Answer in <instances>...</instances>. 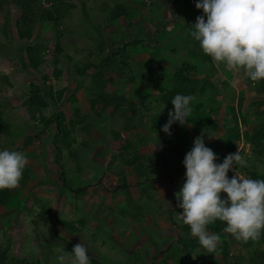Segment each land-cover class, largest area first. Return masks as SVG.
<instances>
[{
	"label": "rangeland",
	"instance_id": "obj_1",
	"mask_svg": "<svg viewBox=\"0 0 264 264\" xmlns=\"http://www.w3.org/2000/svg\"><path fill=\"white\" fill-rule=\"evenodd\" d=\"M68 2L73 9L69 11L64 20L57 24L43 22L36 24L32 43L43 45L45 51L43 54L44 64L38 71H33L25 67L26 57L23 45L26 42L19 41L17 38L15 21L18 18V12L12 4V0H0V118L10 125L9 131L0 137V149H5L4 143H6V139H9L13 141L12 150L21 152L25 150L24 147H20L24 146V140L37 133V128L41 124L40 117L36 115L35 119L30 118L23 105L24 96L27 97L24 94H29V84L40 85L42 76H47L46 85L51 86L53 91L63 89L64 94L60 103L49 102L48 108L42 113L45 118L51 119L52 116H56L60 112L65 115H63L64 123L67 124L69 119H76L74 111L76 107L79 108L81 116H84V113L88 114V118L82 120L81 123H83V127L92 126L89 129L90 135L84 134L83 131L75 135L77 140L75 149L81 151V164L90 162L89 156L90 159L96 157V161L102 163L105 151H109V154H112L113 150L119 152L118 147L124 143L125 139L136 144L141 157L153 160L161 151V147L157 143V135L153 131H149L151 121L149 119L154 112L159 113L160 110L156 108L158 94L147 88L146 84V88L143 87V84L146 83L142 79L147 68L145 62L151 57L152 60L147 62L148 65L153 64L156 60L154 56L159 54L157 55L160 58L159 64L162 63L164 70L169 72H172L175 64H182L185 61L192 63L194 59L190 53H185V49L189 48V30L195 24L196 17L203 15V12L200 13L195 7L196 0L192 2L186 0H68ZM42 5L49 6L46 2ZM116 6L125 8L128 13L117 19H112L110 12ZM187 22L191 24L184 27ZM138 39L143 41V45L147 47L146 52L136 50V47L129 45L125 50V55L128 57H123L118 53L119 48H122L125 43ZM56 45L60 48L59 53L55 51ZM161 54L165 56L163 57ZM55 59L58 62L56 65L54 64ZM107 60H111L109 67L105 64ZM124 63H126V67L123 66ZM198 64L206 66L205 63L199 62ZM87 65H90V69L86 71L85 76H80L78 71ZM200 65H197L195 75L205 76L210 67L203 69ZM214 67L215 73L211 77L212 82L217 85L225 82L228 86L233 87L237 96L239 93L242 94L243 102L240 108L236 106L235 115L238 119L244 116L249 123L247 126H238V130L243 133L248 129L251 132V128L257 123L252 113V104L262 97H256L252 89L246 88L243 71L227 70L223 65L217 66L215 63ZM54 71L60 72L58 78L54 76ZM99 71L103 73L105 79L111 78L110 85L106 89L108 94H117L116 97L125 96V102L113 114L109 109L107 114L104 112L100 116L95 115L94 111L90 112V105L88 107L86 103L91 98L89 91L94 92V88H86L92 82L91 76ZM224 88L220 87L218 93L214 94L213 105L215 108L219 107L218 119L214 131L212 128L204 129L205 144L224 139L222 124L233 123L226 114L228 102L231 101L230 92H226ZM141 89L149 92L150 95L143 99ZM81 91L85 93L83 94ZM75 92H79L80 103L74 104L73 100H70ZM221 95L223 96L220 97ZM82 96L84 98L81 100ZM235 100L237 101V99ZM236 101L235 105L239 103ZM129 102L133 103V106H130ZM226 116L228 121H226ZM50 125L52 126L47 131V134H50L48 136L41 135L39 138V140L43 138L45 140L42 145L41 142L35 140L31 144L32 147L26 148L29 152L33 149L35 152H40L38 153L40 157L32 158L31 162L33 161V166L38 171L40 170L39 175L48 173L49 180L42 183V191L38 186L28 188V193L34 199H29V194L24 191L25 195L19 193L22 201L18 206L15 201L10 202L14 204V206L11 205L12 209L10 206L6 209L1 208L0 255L6 250L8 257L30 256L35 261H41L42 247L47 242L50 232L49 226L42 220L41 209L37 202L44 201L49 220L71 223L74 229L71 231L57 223L56 232L73 246L80 242L84 244L88 249V255L102 263L158 264L164 261L165 264H173L172 259L166 260L165 258L168 248L178 252L176 241L180 236L185 237V234L181 233L184 223L177 214V211L181 209L177 207L175 196L184 182L178 180L170 169L165 170L160 167L153 169L149 174V177H152L149 183L154 181V184H150L149 188L145 186L143 189L146 192L143 193V189L140 191V194L143 195L148 192L153 194L151 200L143 201L142 199L146 197L141 195L140 204L135 202L139 206H135L120 194L115 195L112 199L107 194V205L98 207L99 214L104 216L103 222L96 226L78 223L77 221L82 215L79 212L78 214L74 213L75 209L71 200L66 198L69 194L71 196L70 191H74L72 193L74 197L75 195H87L88 198L95 199L94 194L103 188L100 185L95 186L94 182L97 184L102 182L107 186V189L111 190L115 188V182L118 184L119 180L117 181L113 169L106 172L105 168L101 169L99 166L100 170L97 171L98 166H95V161H91L95 167L79 169L75 174H71L72 169L68 163H61L59 167L65 171L66 177L64 182L59 181V167L51 161L55 154L52 153L53 148L50 146V141L53 139L55 127L53 123ZM185 128L188 130L189 125H185ZM112 129L123 132L121 138L117 140L115 136L112 137L110 133ZM128 130L133 131L126 135L125 132ZM112 140L114 141L112 142ZM83 141L88 143V148L81 144ZM100 147L103 148L100 149ZM181 149L184 159L190 148L186 143H182ZM250 154L249 151L247 156L252 157ZM123 158L125 155L120 156L121 160ZM167 162L175 163V155L168 156ZM255 162L257 163V161ZM42 163L45 166L43 169ZM124 166L126 167V164H123ZM179 167L186 172L183 163ZM256 167L258 171H264V166L257 163ZM33 180L35 179L33 178ZM142 185L141 183L140 187ZM166 187H169L168 192H165ZM131 190L133 198H135L134 189ZM109 192L107 190V193ZM46 194L51 199H46L44 197ZM64 195L65 198H63ZM20 205L21 207H19ZM12 212L15 217L13 221L11 218H7ZM2 218L7 219V224H4ZM85 218L88 219V217ZM229 235L226 231L222 235V240L227 242L230 258L228 261L232 263L234 257L242 256L243 263L247 264L249 253L244 243L234 242ZM257 241L258 239L252 240V248L258 247ZM56 250L51 255L49 264H56ZM249 252L251 251L249 250ZM211 254L219 261L218 248L213 253H208L207 249L196 248L188 262L197 260L196 264H206ZM177 255L180 257L182 254L178 252ZM218 263L222 264L221 261Z\"/></svg>",
	"mask_w": 264,
	"mask_h": 264
},
{
	"label": "trees",
	"instance_id": "obj_2",
	"mask_svg": "<svg viewBox=\"0 0 264 264\" xmlns=\"http://www.w3.org/2000/svg\"><path fill=\"white\" fill-rule=\"evenodd\" d=\"M186 1L192 2L193 0ZM44 2L48 3L49 6H43L42 4ZM12 4L18 12V18L15 21L17 38L19 41L26 42L23 45V50L26 57V65L24 62L23 65H25L27 69L38 71V69L44 64L43 54L45 50L43 45H36L35 43H32V35L36 24L39 22L57 24L59 21L65 19L66 15L69 14V11L73 9V7L68 2V0H12ZM201 11L202 10H199L200 13ZM126 13L128 12L125 8L116 6L113 10H111L110 16L112 19H117ZM187 24L190 25L189 22H187ZM190 32L191 30H189L188 35L189 43L191 45L189 53L194 59L192 63L185 61L182 64H175L172 72H169L164 70L162 63L159 64L158 60L160 58L157 56L153 55L154 58H156L153 64L148 65L147 62L152 60L151 57L145 62L147 68L142 79L146 83L143 84V87H147L158 94L156 108L160 110V112H154L150 119V123L151 129L158 137L157 143L161 147V151L156 155L155 158H153V160L147 161L149 164V169H146V167H143L141 163L134 164L139 159L143 158L141 156H137V154L134 155L137 150L136 144L131 143L130 140L125 141L121 147V155H125V159L128 157L127 155L132 157L125 161L127 164L133 166L131 168L133 169V175L136 181L135 183L141 184L142 180L145 182H150L149 180H151L152 177H149V174L153 171V169L159 167L165 170L170 169L172 174L175 175L178 180H182L184 182L185 171L183 168L179 167L183 161L181 144L186 143L191 149L194 139L197 136H202L204 138V129L208 130L212 128L213 131L216 129V121L218 119L217 111L219 107H214L213 99H215L214 94L218 93V89H220V87H225L224 89H226V92H230L231 101L228 102V112H226V114L230 117L233 123L229 122V124H227L226 122L222 124L224 129L222 131H224L225 135L224 139L215 140L205 145L211 148L217 154L218 159L216 162L221 163L228 154L234 152L236 149V142H238L242 137L245 142L250 144V155H252V157L245 158V163L240 166L237 165V170L243 171L245 173V177L252 179H264V171L260 172L256 167L257 163L261 166H264V80L253 82L245 75L244 84L246 88L249 90L252 89L256 97L261 96L262 98L252 104V113L257 119V123L253 126V128H251V132L245 131L243 134H240L238 130L239 123H242L245 126L249 123L244 116L238 119L235 115L236 106L240 108L242 105V94L239 93L237 96L233 87L228 86V84L225 82L217 85L211 81V77L215 73L214 62L209 56L202 52L198 42L194 40ZM129 45L136 47V50L139 51L141 50L146 52L147 49V47L143 45V41L138 39L134 42L125 43L122 48H119L118 53L122 54L123 57H128L125 55V50ZM138 46H141L142 48ZM55 51L56 53L60 52L59 46L56 45ZM199 62L205 63L206 66L203 67L202 64H198ZM57 63V59H55L54 64L56 65ZM110 63L111 60H107V63L105 64L109 67ZM125 64L126 63L123 64L124 67L127 66ZM196 64L200 65L203 69L210 67L205 76L195 75L197 68ZM139 65L142 66L143 64ZM153 65L156 66L152 67ZM88 69H90V65L83 66V68L78 71L79 75L85 76V73ZM59 74L60 72L54 71V76L56 78L59 77ZM91 79L94 86V94L90 100V108L92 111H94L97 115H101V113L111 109L110 113L113 114L114 111L121 108L122 103L125 102V96L122 97L119 95V97H116L118 96L117 94L110 95L106 91V84L111 82L110 77L105 79L103 73L99 71L92 75ZM47 81L48 77L42 76V82L40 85L33 83L29 84L30 91L28 98L23 102V105L26 111L29 113L31 119H35V116L39 115V120L45 123V125L54 123L56 129V135L54 136L55 151L57 155H61L62 147L70 150L69 148L71 146L68 142L69 132L68 128L65 126L66 124L64 123V116L62 113H58L56 116L54 115L51 117V119H49L45 118L42 113L48 108L50 101L54 103H60L62 101L64 90L62 89L59 91H53L51 86L48 84L46 85ZM140 91H143L141 92L143 99L150 95V93H147L144 89H141ZM178 93L185 95L191 94L195 97V101L192 105L193 110L190 117L191 121L189 124H187L189 125L188 130H186L185 125L181 126L179 123L173 124L170 129L171 135H169L162 131V126L169 119L168 113L174 108L171 100ZM222 96L223 95L220 97ZM203 97H205L204 100H201ZM235 99H237L239 102L236 105ZM129 104L130 106H133V103L129 102ZM227 118L228 117L226 116V121H228ZM74 125L75 122L71 121V126L73 127ZM9 129L10 125L5 123L0 118V137L1 135L7 133ZM35 138V136H28L24 140V146L30 145L32 140ZM115 138H118V135H116ZM128 150H131L134 153L130 151L128 152ZM240 154L241 156H247L243 151H241ZM170 155H175V163L167 162L168 156ZM255 161H257V163ZM31 175V169L29 167H25L23 179L20 182L21 185H26L29 182ZM58 177L62 182H64L66 177L65 171L60 169V167ZM123 187H126V185H123ZM17 190L18 188L11 190H0V207L4 206L9 201V199L16 194ZM144 192H146L145 189H143V193ZM221 196H226V194L221 193ZM40 213L42 220L44 223H47L50 228L48 240L42 247L43 257L41 261H35L30 256L24 258L8 257L6 255V250H4L0 255V264H49L50 257L53 255L55 249L65 248V250L68 252L72 251L73 245L56 232L55 226L57 223H59L71 231L74 230L73 226L69 223H65L64 221L56 222L49 220L47 217V211L45 209H42ZM225 227L226 224L219 220L208 225V231L210 233L219 235L221 238L219 242L220 244L218 246V254L220 255L219 261H221L222 264H244L242 256L234 257L232 263L228 261L230 258L228 256L229 252L227 248V242L222 240ZM182 229L185 237L181 236L176 241L178 247L177 251L182 255L178 257V252L168 248L165 259H172L174 261L173 264H196L197 260L190 263L188 262L191 258V254L196 248H205L199 244L197 238L191 235L188 225L184 224ZM229 237L234 242L239 244L244 243V246L247 248V252L249 253V259L246 262L247 264H264V232L261 233V236L257 241L258 247L256 248H252V240L242 242L237 241L231 234ZM249 250L251 252H249ZM90 258L91 264H105L96 258ZM219 261H217L213 254H211L206 264H219ZM158 264H165V262H159Z\"/></svg>",
	"mask_w": 264,
	"mask_h": 264
},
{
	"label": "clouds",
	"instance_id": "obj_3",
	"mask_svg": "<svg viewBox=\"0 0 264 264\" xmlns=\"http://www.w3.org/2000/svg\"><path fill=\"white\" fill-rule=\"evenodd\" d=\"M195 7L203 15L196 17L190 34L202 52L217 66L243 71L253 82L264 80V0H196ZM194 101L191 94H176L162 131L171 135L173 124H189ZM245 158L238 151L217 163V154L197 136L182 161L186 172L175 193L177 207L182 209L180 217L191 235L208 253L217 250L221 239L208 231V225L217 220L226 224L225 231L237 241L257 240L264 232V179L235 171ZM27 163L25 154L0 149V190L19 187ZM230 171H235L231 178ZM56 252V264H91L88 249L81 242L71 252L65 248Z\"/></svg>",
	"mask_w": 264,
	"mask_h": 264
},
{
	"label": "crops",
	"instance_id": "obj_4",
	"mask_svg": "<svg viewBox=\"0 0 264 264\" xmlns=\"http://www.w3.org/2000/svg\"><path fill=\"white\" fill-rule=\"evenodd\" d=\"M194 1V0H193ZM184 3V2H183ZM185 4V3H184ZM187 4V3H186ZM189 6V5H188ZM189 8V7H188ZM197 12V11H196ZM190 23V22H189ZM186 24L187 23H185V26H186ZM191 24V23H190ZM184 25V24H183ZM184 26V27H185ZM188 49H185V53L186 54H188L189 53V50L191 49V45H190V43L188 44ZM157 55H159V54H157ZM156 55V56H157ZM162 55V54H161ZM163 57L165 56V55H162ZM160 60V59H159ZM158 60V61H159ZM110 83V82H109ZM109 83H107L106 85V89L108 88V86L110 85ZM90 87L91 88H94V86H93V83L92 82H90L89 84H88V86H87V88L86 89H90ZM81 90V89H80ZM82 92V91H81ZM90 92V97L92 98V96H93V92L92 91H89ZM83 93V92H82ZM85 93V92H84ZM83 93V94H84ZM79 94V92H75V94H73V96H71L72 98H71V100H73V103L74 104H76V103H80V96L78 95ZM24 95H26L27 97H25L24 96V98H25V100L28 98V94H24ZM84 98V96H82V98H81V100ZM91 98L89 99V101L88 102H86L87 103V105H88V107H89V105H90V100H91ZM86 100H87V98H86ZM74 111H75V115H76V119H69V121H68V123L65 125L67 128H68V132H69V137H68V142L70 143V150H68V149H66V148H64V147H62V149H61V155H57L56 154V151H55V143H54V136L56 135V129H55V131H54V133H53V139L50 141V146H51V148H53L52 149V153L53 154H55L54 155V158H52L51 159V161L52 162H55V164L56 165H58V167L60 166V164L61 163H65V164H67L68 163V166L70 167V169H72L70 172H71V174H75V172L78 170L79 171V169H84L85 167H89V168H91V167H97L98 166V168H97V171H99L100 170V168L101 169H103V168H105L106 169V172L109 170V169H113L114 171L113 172H115V174H116V176H117V181L119 180V183L117 184V182H115V188H112L113 189V191L111 192V190L110 189H107V186H105L102 182L100 183H98L97 184V182H94V185L96 186V185H100L102 188H103V190L102 189H100V191H98V192H96L95 194H94V196H96V198L95 199H91V198H88V196L87 195H84V196H77V195H75V197H74V194H72V193H74V191L72 192V191H70V193H71V196H70V194L68 195V196H66V198H69L70 200H71V202H72V205L74 206V213L75 214H78V212L82 215L80 218H79V220L77 221L78 223H81V224H83V225H87V224H89V225H94V226H96V225H99V224H101L102 222H103V219H104V216L102 217V215L101 214H99L100 212H99V209H98V207H100V205H107L106 204V202H107V194L109 195V196H111V199H112V197H115V195H117V194H120L122 197H124V199H126V200H129V201H131L133 204H135V206H137L138 204H136V203H139L140 204V198H141V195L145 198V199H142L143 201H146V199L148 200H151V198H152V196H153V194H149V192L148 193H146L145 195H143V194H140L141 192L140 191H142V189L143 188H145V186L146 187H150L151 185H153L154 184V181L153 182H151V183H147V182H145V181H141V183L143 184L142 185V187H140V184H136L135 182V179H134V175H133V169L131 168V167H133V166H131V165H129V164H127L126 163V161L129 159V158H132V157H130L129 155H127L128 157L125 159V158H123L122 160L120 159V156H121V147L123 146V144L125 143V141L127 140V139H125V141H124V143L121 145V146H119L118 148H119V152H115V150H113L111 153L112 154H109V151H105V155H103V161H106V163H103V161H102V163H100V162H98V161H96V157L94 158V157H92L91 159H90V156H89V158H88V160H90V162H84L85 164H81L82 163V155L80 154L81 153V151L79 152V150H76L75 148V145L77 144V140H76V133L78 134L79 132H84V134L85 133H88L89 135H90V132H89V129L92 127V126H88V127H83L82 125H83V123H81L82 122V120H85V119H87L88 118V114H86V113H84V116H81L80 115V110H79V108L78 107H76L75 109H74ZM77 111V112H76ZM92 110L90 109V112H91ZM88 112H89V109H88ZM87 112V113H88ZM106 112H109V110H107V111H105V113ZM60 113V112H59ZM63 114V113H62ZM107 114V113H106ZM64 115V114H63ZM95 115H97V114H95ZM65 116V115H64ZM100 116V115H99ZM98 116V117H99ZM150 119H151V116H150ZM149 119V120H150ZM255 120L257 121V119L255 118ZM71 121H73V122H75V125L72 127L71 126ZM54 124V123H53ZM150 124V129H149V131L151 132V131H153L152 129H151V123H149ZM27 125V124H26ZM243 125V124H242ZM52 125H50V124H48V125H45V123H43V122H41V124H40V126L37 128L38 129V131H37V133L35 134V139H33L32 140V142H31V144L33 143V141H37V142H41V145L43 144V141H45L44 140V138L43 139H40L39 140V138H40V136L42 135H46V136H48L50 133H48L47 134V131H48V129L51 127ZM54 127H55V125H53ZM243 126H245V125H243ZM247 126V125H246ZM27 127H28V125H27ZM104 131V130H103ZM103 131L101 132L102 134H103ZM131 131H133V130H128V131H126L125 132V134L126 135H129L130 134V132ZM110 133L112 134V137L113 136H116V135H118V138H116L117 140L119 139V138H121V136L123 135V132H120V130L119 131H116V130H111L110 131ZM8 137V136H7ZM47 139V141H48V139H49V137L48 138H46ZM115 139V140H116ZM114 140H112V142H113ZM86 141H83V142H81V144L84 146V147H89L88 146V143L86 142ZM108 142H110V141H108ZM12 143H13V141L12 140H9V139H6V143H4V146L3 147H5V149L6 148H9L10 150H12ZM30 144V145H31ZM23 145H24V143H23ZM87 145V146H86ZM21 148H23V149H25V150H22L21 151V153H23V154H25L26 155V157H27V159H28V163L29 164H27L26 165V167H29L30 169H31V171H32V175H31V178H30V180H29V182L26 184V185H21V183H20V185H19V187H17L18 188V190H17V192H16V194L14 195V196H12L10 199H9V201L4 205V206H1L0 207V211H1V208H7V207H11V205L12 206H14V204H11L10 202H15V201H17V203H16V205L18 206L20 203H21V201H22V199H21V197L19 196V193H21V195H22V193H24V195H25V192H27L28 193V188H31V187H34V186H38V188H39V190L40 191H42V187H43V182H48V180H49V178H48V173H43V174H38V172L40 171H38V169L37 168H35L34 166H33V161L31 162V160H32V158H35V159H38V157H40V155L38 154V153H40L39 151L37 152H35V150L33 151H31V152H29L28 150H26V148L27 147H32V145L31 146H20ZM109 147V146H108ZM20 148V149H21ZM38 148V147H37ZM103 147H100V149H102ZM32 149V148H31ZM42 151V150H41ZM101 151V150H100ZM133 152V151H131V150H128V152ZM36 153V154H35ZM134 153V152H133ZM137 154V156H141L140 154H139V151H138V149L136 150V153H134V155H136ZM141 158V157H140ZM144 158V157H143ZM141 158V159H139L136 163H134V164H138V163H141L142 165H143V167H146V169H149V164L147 163V159L146 158ZM95 159V160H94ZM120 160V161H119ZM126 160V161H125ZM150 160H152V159H150ZM91 161H95L94 163H96L95 164V166H93V164L91 163ZM35 162H37L38 164L40 163V162H38V161H35ZM78 162V163H77ZM77 163V164H76ZM44 163H42V169L43 168H45V166L43 165ZM54 164V165H55ZM92 164V165H91ZM123 164L125 165L126 164V167L124 166L123 167ZM133 164V165H134ZM99 166H101L100 168H99ZM46 172V171H45ZM82 172V171H81ZM81 172H80V176H81ZM105 173V172H104ZM148 173H149V171H148ZM57 174V173H56ZM101 175V174H100ZM120 177V178H119ZM33 178L35 179V180H33ZM59 181H60V179H59ZM147 183V184H146ZM151 184V185H150ZM123 185H126V187H123ZM154 187H155V185H154ZM52 188H53V186H52ZM169 187H166V191L165 192H168L167 191V189H168ZM54 189V188H53ZM131 189H134V194H135V198H133V191L131 190ZM164 189H165V187H164ZM49 190V189H48ZM106 190V191H105ZM107 190L108 191H110L109 193H107ZM25 191V192H24ZM60 191V190H59ZM61 192V191H60ZM165 192H163V193H165ZM29 194V193H28ZM68 194V193H67ZM101 195V196H100ZM127 195V197H125ZM169 195H172V194H170L169 193ZM72 196H73V198H75V199H73L72 198ZM46 199H51V197L50 198H48V196H47V194L44 196ZM63 198H65V195L63 196ZM130 198V199H129ZM29 199H34V198H32V195L31 194H29ZM132 199H133V201H132ZM58 201H59V199H58ZM38 202V204H39V206H40V209L42 210V209H45V205H44V201H42V202H39V201H37ZM101 202V203H100ZM136 202V203H135ZM99 205V206H98ZM97 206V207H96ZM139 206V205H138ZM19 207H21V205L19 206ZM94 207V208H93ZM13 207H11V209H12ZM132 209V208H131ZM41 210H40V212H41ZM46 211H48L47 209H45ZM182 211V209L180 210V211H177V214H178V216H180V212ZM28 212V211H27ZM14 212H12V213H10L9 214V216L7 217V218H11V220L13 221V218H15L14 217ZM95 214H97L96 216H94ZM99 214V215H98ZM170 214L172 215V213L170 212ZM47 216H48V212H47ZM88 217V219H86L85 217ZM169 217H170V215H169ZM3 219V218H2ZM3 221H4V224H7V219H3ZM69 224H71V223H69ZM165 224V223H164ZM72 225V224H71ZM82 225V226H83ZM166 225V224H165ZM183 227V226H182ZM180 230H181V228H180ZM181 233H184V232H182L181 231ZM181 237V236H180Z\"/></svg>",
	"mask_w": 264,
	"mask_h": 264
},
{
	"label": "built area",
	"instance_id": "obj_5",
	"mask_svg": "<svg viewBox=\"0 0 264 264\" xmlns=\"http://www.w3.org/2000/svg\"><path fill=\"white\" fill-rule=\"evenodd\" d=\"M238 151L239 152L243 151L244 154L249 155L250 144L247 143V142H245L242 137L240 138L239 142H237V144H236V150L234 151V153H236ZM235 171H238L239 173H241L242 175L245 176V173L243 171H240V170H237V169H235ZM235 171H230L228 173L229 178H231L235 174Z\"/></svg>",
	"mask_w": 264,
	"mask_h": 264
}]
</instances>
